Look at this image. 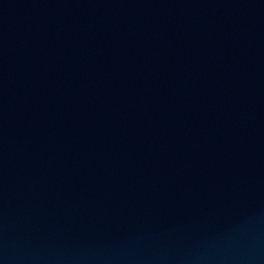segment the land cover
<instances>
[{
	"label": "water",
	"instance_id": "95a60500",
	"mask_svg": "<svg viewBox=\"0 0 264 264\" xmlns=\"http://www.w3.org/2000/svg\"><path fill=\"white\" fill-rule=\"evenodd\" d=\"M0 264H264V0H0Z\"/></svg>",
	"mask_w": 264,
	"mask_h": 264
}]
</instances>
